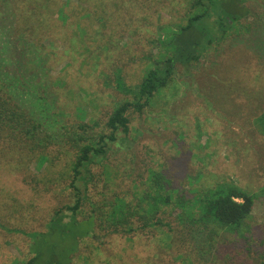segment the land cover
I'll use <instances>...</instances> for the list:
<instances>
[{
    "label": "rangeland",
    "instance_id": "1",
    "mask_svg": "<svg viewBox=\"0 0 264 264\" xmlns=\"http://www.w3.org/2000/svg\"><path fill=\"white\" fill-rule=\"evenodd\" d=\"M68 1L75 7L73 17L63 24L61 16L55 23L63 30L51 29L54 38L49 36L51 31L48 36L42 32L35 36L39 57L29 56L33 45L24 48L30 61L39 59L29 70L33 72L35 66L40 83L45 82L37 92V98L45 99L41 101L47 106L45 114L53 120V114L59 113L57 118L74 126L92 118L105 122L123 99L113 79L107 80L113 77L112 70L122 67L128 84H138L163 53L170 28L186 25L196 11L194 0H142L150 5H140L142 13L150 10L151 18L145 19L131 9L132 0H120L111 9L115 14L123 12L117 19L99 2L84 6L81 0ZM246 5L252 10L250 17L238 22L199 62L177 65L172 83L151 106L131 113L123 150L106 163L109 172H117L112 175L116 194L134 203L146 188L149 170L162 171L189 196L220 182L235 183L255 197L251 218L243 224L245 238L223 232L217 240L225 245L215 260L212 255L199 260L194 231L181 225L178 210L169 207L158 214L159 220L135 235L97 231L82 244L76 264L264 263V133L259 122L264 113V0H247ZM105 15L111 19H103ZM144 21L156 24L145 31ZM32 108L36 118L42 117L40 107L34 110L33 104ZM46 157L38 161L32 155L21 170L7 161L0 164V221L7 229L45 231L54 212L64 205L75 152L63 146L62 139L49 142ZM103 170L104 166H98L94 172L102 174ZM30 174L36 176L35 182ZM99 180V188H92L100 198L97 193L104 176ZM6 228L0 226V264L29 260L30 239Z\"/></svg>",
    "mask_w": 264,
    "mask_h": 264
},
{
    "label": "trees",
    "instance_id": "2",
    "mask_svg": "<svg viewBox=\"0 0 264 264\" xmlns=\"http://www.w3.org/2000/svg\"><path fill=\"white\" fill-rule=\"evenodd\" d=\"M89 1L81 0V3L96 6L99 2L103 7L108 6L107 10L117 19L123 13L111 11L120 0ZM132 1V10L135 8L142 18H151L150 10L142 13L144 8H140V5H150L142 0ZM246 3L247 0H194L193 9L196 11L189 16L186 25L170 28L172 31L163 41V53L152 61L138 84H128L122 67L112 70L113 77L108 76L107 80L113 79V87L123 99L113 106L107 120L99 123L92 118L74 126L57 118L59 113L53 114V120L45 114L47 106L41 102L45 99L37 98L38 89L45 82L40 83L35 66L33 72L29 70V66L39 60L35 41L33 45L35 36L41 35V32L48 36L51 29L58 32L57 18L63 16V24L64 21L68 23L73 17V3L68 0H0V164L7 161L10 166L21 170L23 162L32 155H36L38 161H46L49 142L62 139L63 146L75 152L71 163V181L64 189L69 191L67 199L46 223L45 231L7 229L0 221V226L9 233H22L30 239L32 257L18 264H76L82 244L87 238H94L97 231L106 235L132 236L148 229L147 225L159 220L158 214L169 207L178 210L177 220L181 225L194 231L192 238L199 260L205 261L207 255H212L215 260L214 256L225 245L217 240L223 232L245 238L243 224L251 218L255 197L235 183L220 182L189 196L175 187L162 171L149 170L144 182L146 188L134 203L126 196L116 194L117 191L112 188V175L116 176L117 172H109L106 163L115 152L123 150L130 133L131 113H142L151 106L155 97L172 83L177 65L188 66L199 62L213 46L225 39L238 22L250 17L252 10ZM97 17L100 15L97 14ZM103 19L110 20L111 15H105ZM154 23L156 21L153 24L144 21L145 31L153 28ZM61 30L63 27H60ZM49 36L54 38V30ZM24 45L27 48L33 45L29 47L31 50L28 49L31 51L29 56L37 55L33 61L29 60ZM33 104L34 110L36 105L41 108L42 117L39 119L32 113ZM76 114L73 111L72 115ZM46 120L50 125L46 126ZM259 122L264 133V113ZM58 130L61 135L56 133ZM98 166H104L102 174L94 172ZM101 175L105 182L97 193L99 198L93 194L92 186L99 188ZM22 176L26 182L27 176ZM29 177L32 181L36 179L33 174ZM87 206L89 212L85 210Z\"/></svg>",
    "mask_w": 264,
    "mask_h": 264
}]
</instances>
